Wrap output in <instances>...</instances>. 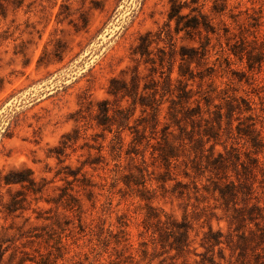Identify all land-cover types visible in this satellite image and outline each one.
<instances>
[{"label":"rangeland","instance_id":"374dc122","mask_svg":"<svg viewBox=\"0 0 264 264\" xmlns=\"http://www.w3.org/2000/svg\"><path fill=\"white\" fill-rule=\"evenodd\" d=\"M175 1L0 0V264H264V0Z\"/></svg>","mask_w":264,"mask_h":264},{"label":"trees","instance_id":"16d2710c","mask_svg":"<svg viewBox=\"0 0 264 264\" xmlns=\"http://www.w3.org/2000/svg\"><path fill=\"white\" fill-rule=\"evenodd\" d=\"M171 4H172V13L170 14L169 18L170 19H173L174 17H177L178 14H176V12L178 13V5H176V1L175 0H171ZM199 18H201L202 20H200ZM194 22L192 25L190 24H186V27H203L205 30L207 29H210V26L209 24L204 20V15L201 13L199 17H195L193 18ZM234 54H235V51L232 49L231 50ZM260 60H256V58H253L251 56L250 53L247 54V59H248V67L249 69H252L253 68V64L255 62L259 63L260 65L264 62V52H261L260 54ZM264 104V102H262ZM248 108H251L250 105ZM251 143V146L257 151V152H260L262 151V149L264 148V142L261 138L259 137H254V136H251L250 137V141ZM19 181H22V180H19ZM260 238L264 240V232H262L260 234Z\"/></svg>","mask_w":264,"mask_h":264}]
</instances>
